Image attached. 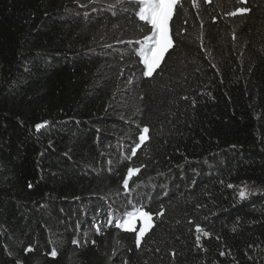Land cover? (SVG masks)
<instances>
[{"label":"trees","instance_id":"obj_1","mask_svg":"<svg viewBox=\"0 0 264 264\" xmlns=\"http://www.w3.org/2000/svg\"><path fill=\"white\" fill-rule=\"evenodd\" d=\"M137 10L0 0V264H264V0H179L151 77Z\"/></svg>","mask_w":264,"mask_h":264},{"label":"snow or ice","instance_id":"obj_2","mask_svg":"<svg viewBox=\"0 0 264 264\" xmlns=\"http://www.w3.org/2000/svg\"><path fill=\"white\" fill-rule=\"evenodd\" d=\"M246 3V0H243ZM138 10L135 12L136 17L143 25L150 26L147 35L143 36L142 40L136 41L140 47L136 50L137 55L140 57L139 63L144 65L142 69L143 75L145 77H151L157 68L160 67L168 50L173 46V42L170 36V20L174 15V9L179 5V0H136ZM194 6H196V0H193ZM250 10L246 7H238L235 11L229 13V15L235 16L238 14H246ZM141 31H144V27H141ZM43 125L37 124L36 128L40 129ZM149 129L145 127L140 135V144H143L145 140L148 139L146 135ZM140 144L136 145V148L140 147ZM136 148L133 149V155H135ZM138 171V170H137ZM129 176L124 179V190L127 192L128 181L133 174V169L128 170ZM233 187V185H229ZM239 196L243 199L246 198L247 192L245 188H241L239 191ZM136 217H140L144 220V224L141 226L140 231L136 233V243L139 247L140 241L143 235L149 230L151 226V214L144 211L142 208L136 209L127 214L126 218L115 221L116 227L122 230H132L133 220ZM113 221L110 220L109 223ZM197 232L203 231L201 228L197 227ZM205 236L208 233H204ZM200 237L197 236V241L199 242ZM73 243H77L75 240ZM31 251V249H27ZM51 255L55 257L57 255L56 251L53 250ZM223 255V253H221Z\"/></svg>","mask_w":264,"mask_h":264},{"label":"rangeland","instance_id":"obj_3","mask_svg":"<svg viewBox=\"0 0 264 264\" xmlns=\"http://www.w3.org/2000/svg\"><path fill=\"white\" fill-rule=\"evenodd\" d=\"M246 190V192H247V194L249 193V192H252V191H254L253 189H250V188H247V189H245ZM138 205H139V203H138ZM137 204H130V206H129V211H127L126 213H123L121 216H118L117 218H118V220H120V219H122V218H126L127 217V214L129 213V212H132V211H134V210H136V209H140L141 208V206L139 205L138 206ZM144 224V220L142 219V218H140V217H136V218H134V220H133V229L132 230H134V229H137V233L140 231V228H141V226ZM151 224H152V219H151Z\"/></svg>","mask_w":264,"mask_h":264}]
</instances>
